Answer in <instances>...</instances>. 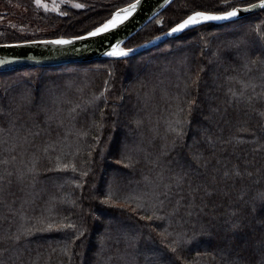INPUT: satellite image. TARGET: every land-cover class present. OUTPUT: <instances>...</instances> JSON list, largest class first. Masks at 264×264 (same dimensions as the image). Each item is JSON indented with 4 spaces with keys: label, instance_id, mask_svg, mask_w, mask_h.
Wrapping results in <instances>:
<instances>
[{
    "label": "trees",
    "instance_id": "trees-1",
    "mask_svg": "<svg viewBox=\"0 0 264 264\" xmlns=\"http://www.w3.org/2000/svg\"><path fill=\"white\" fill-rule=\"evenodd\" d=\"M69 1L86 8L64 6L62 15L0 0V45L82 37L136 0ZM224 6L223 0H175L123 48L155 40L194 11ZM262 53L264 10L197 26L123 59L0 73V264H147L157 258L149 249L166 251L159 236L164 229L170 239L197 234L177 253L167 252L174 264H225L217 234L233 213L247 225L239 238H258L264 205L256 203L253 210L251 198L264 190V98L245 109L229 103L228 89L239 91L238 81L245 80L256 85L249 94L264 92L258 69L249 73L243 67ZM178 118L188 121L179 139L169 131ZM239 127L253 130L259 143L241 149L226 143ZM193 153L203 155L207 168ZM124 155L132 156L131 167L117 162ZM234 165L242 179L225 177ZM181 172L187 176L176 187ZM164 184L172 191L168 199L160 197L165 202L157 215L170 213L177 201L179 213L142 219L161 207L153 193ZM110 190L117 203H101ZM125 197L134 199L119 206ZM135 198L144 210H130ZM61 221L75 223L84 235L40 230ZM118 230L128 245L106 238ZM250 259L258 264L259 250Z\"/></svg>",
    "mask_w": 264,
    "mask_h": 264
},
{
    "label": "snow or ice",
    "instance_id": "snow-or-ice-1",
    "mask_svg": "<svg viewBox=\"0 0 264 264\" xmlns=\"http://www.w3.org/2000/svg\"><path fill=\"white\" fill-rule=\"evenodd\" d=\"M38 7L42 6L47 10V4H42V0H35ZM140 3V0H136V3L129 4L125 9H118L116 13L112 16L111 19L103 23L102 25L96 27L92 31H89L87 33L88 37H95L97 35H100L102 33H106L109 31V29H115L118 24L122 23L124 20H126L137 8V5ZM224 7L221 8L218 11L210 12V11H194L190 15H188L185 19L178 22L174 27L171 28V32L177 33L184 29H187L190 26H195L197 24H200L202 22L206 21H221V20H229L232 18H237L238 14L241 11L247 12L254 9H264V0H259L258 3H247L246 5H230L229 0H223ZM73 7L76 8H83L85 5L83 4H74ZM123 13V15L121 14ZM62 15H66L67 13H61ZM259 31V29L257 30ZM82 37H75L73 39H81ZM50 43L60 44V45H66L71 44L73 40L69 39H57L53 41H49ZM109 56L112 57H124L127 56V51L121 49L119 45H117L113 50L109 53H107ZM244 56H247V54H243ZM0 63H3V61H0ZM243 67L247 69L249 73L252 72L253 67H256L259 71V79L261 81V84L264 85V53L261 54V57L257 59H252L251 57H248L243 62ZM234 79V78H232ZM238 83L241 85V89L239 91L233 90L231 87L228 89L231 99L229 103L233 106H243L245 109L254 108V101H259L261 98H264V92L252 95L248 93L249 87H251L252 92L255 93L256 85L250 84L248 81L240 80ZM190 103H194L190 102ZM71 111H75V109H72ZM180 112H183L184 109L180 108ZM189 114L191 113V107H189ZM140 123L139 121L137 122ZM188 123L183 118H178L174 121V124L169 125V131L174 133L176 138H182L184 135V126ZM248 131L251 133L248 137H245L241 135L240 133ZM36 135H39L37 132ZM211 140V138H209ZM226 143L231 144L234 149H241L242 146L246 144H253L256 145L259 143V140L255 136V132L251 129H245L243 127H239L237 129V132L232 136L231 139L226 141ZM173 146H175V141H173ZM264 147V146H262ZM258 148H253V151H259ZM162 154H167V145H165V151L162 152ZM132 156L131 155H124L122 156V159L120 161H117L118 163H125L126 167L132 166ZM193 159L200 163L201 167L207 168L208 161L203 157L201 153H193ZM158 163V160H157ZM66 168L67 165H64ZM75 170V168H73ZM83 175H87V173H83ZM225 177H233V178H243V172L240 170L239 165H234L232 170L226 171L224 173ZM248 175H251L249 172ZM187 176L186 172H181L176 174V187H180L182 183L185 180V177ZM161 180L163 179V173L160 174ZM160 187L159 185L157 186ZM199 190V188H197ZM172 191V185L171 184H164L163 190L159 191L157 193H153L154 198L159 201L160 208H153L152 215H145L142 216V219L152 220L153 218L156 219H164L165 216H175L179 213L181 209V204L179 201L174 205L172 211L170 213H166L165 216L157 215L158 211L163 210L164 200H161L160 197L163 196L165 199H168L169 193ZM206 195H211L212 193L210 191L205 192ZM105 198L101 201V203L106 205H111L114 203H117L119 198L116 197V193L112 192L111 190L104 194ZM132 197H125L122 201H120V205L122 207L128 206L129 201L133 200ZM137 199L136 208H132L130 210L136 211L137 209L144 210L146 208L145 204L139 202V198ZM241 199H243V196H241ZM253 202V210H255V204L260 203L261 205H264V190H259L256 192L255 196L251 198ZM188 215H191V212H188ZM232 219L225 222L227 225L225 228L222 229L221 233H218V239L219 244L218 248L220 252L227 257V260L225 264H257L256 261L250 259V257L254 256L256 251L259 250L261 254V259L258 262V264H264V233H262L258 238L252 239H240L242 233H244L245 228L247 225L244 222L243 218L236 217V213H233ZM67 219V218H65ZM42 223H44L42 221ZM64 230V229H72L75 238L78 239L79 236L84 235V231L80 230L78 226L75 223L68 222L65 223L63 221L58 223H46V227L40 229L41 231L44 230ZM31 229L28 230L29 234L31 233ZM203 234V230L202 233ZM196 233L193 234L192 237H187L186 233H177L175 238L170 239L172 236L171 233L167 231V229H164L159 233L160 236V243L164 245L166 251L161 249H149L148 251H151L156 254V259L150 260L147 262V264H174V261L171 257L167 256V252L171 253H177L178 249L185 244H189L192 242L193 239L196 237ZM107 239L114 240V243L116 245H119L122 241L125 243V245H128L127 237L124 235H121L118 230V234L116 236L109 235L106 237ZM20 237L17 236L16 240L19 241ZM117 251H119V248H117ZM65 252H68V248H65ZM139 254H142V250H138Z\"/></svg>",
    "mask_w": 264,
    "mask_h": 264
},
{
    "label": "water",
    "instance_id": "water-1",
    "mask_svg": "<svg viewBox=\"0 0 264 264\" xmlns=\"http://www.w3.org/2000/svg\"><path fill=\"white\" fill-rule=\"evenodd\" d=\"M174 1L175 0H140L136 10L126 20L118 24L115 29H109L108 32L95 37H88L85 35L82 36L81 39L71 38V40H73L71 44L60 45L49 42L53 40H43L0 45V61H3V63H0V73L30 68L62 67L106 59H123L152 49L197 26L206 23L235 21L264 10L257 8L247 12L241 11L237 18L202 22L177 33L169 31L155 40L134 49L123 48L129 39L139 33L153 20L157 19ZM134 3H136V1ZM158 24L161 25V21H158ZM117 45H119L121 49L127 51V56L112 57L107 54Z\"/></svg>",
    "mask_w": 264,
    "mask_h": 264
},
{
    "label": "rangeland",
    "instance_id": "rangeland-1",
    "mask_svg": "<svg viewBox=\"0 0 264 264\" xmlns=\"http://www.w3.org/2000/svg\"><path fill=\"white\" fill-rule=\"evenodd\" d=\"M19 3H21V5L23 6L25 5V6L35 7L38 10H42L45 12H51V13H58V14L62 13V7L64 6H68L73 9L86 8V7H83V8L73 7V5L77 3L69 1V0H42V4H47V10H45V8L42 6L38 7L35 0H19ZM0 22H1V17H0Z\"/></svg>",
    "mask_w": 264,
    "mask_h": 264
},
{
    "label": "bare ground",
    "instance_id": "bare-ground-1",
    "mask_svg": "<svg viewBox=\"0 0 264 264\" xmlns=\"http://www.w3.org/2000/svg\"><path fill=\"white\" fill-rule=\"evenodd\" d=\"M123 15V14H122Z\"/></svg>",
    "mask_w": 264,
    "mask_h": 264
}]
</instances>
